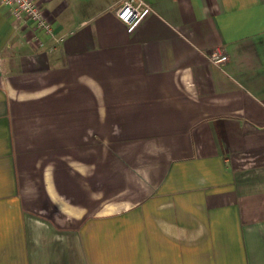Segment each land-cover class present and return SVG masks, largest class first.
<instances>
[{
    "label": "crops",
    "instance_id": "crops-1",
    "mask_svg": "<svg viewBox=\"0 0 264 264\" xmlns=\"http://www.w3.org/2000/svg\"><path fill=\"white\" fill-rule=\"evenodd\" d=\"M34 1L52 37L0 1V264H264V0Z\"/></svg>",
    "mask_w": 264,
    "mask_h": 264
},
{
    "label": "built area",
    "instance_id": "built-area-1",
    "mask_svg": "<svg viewBox=\"0 0 264 264\" xmlns=\"http://www.w3.org/2000/svg\"><path fill=\"white\" fill-rule=\"evenodd\" d=\"M0 1L10 9L13 17L17 20H26L33 24L36 30L42 31L49 37L53 36L51 22L44 18L39 5L34 0ZM150 12L149 4L144 0H121L115 15L124 25L132 26ZM53 49L54 47L49 48V50ZM207 59L213 65L222 66L227 61V56L215 48L207 55Z\"/></svg>",
    "mask_w": 264,
    "mask_h": 264
}]
</instances>
